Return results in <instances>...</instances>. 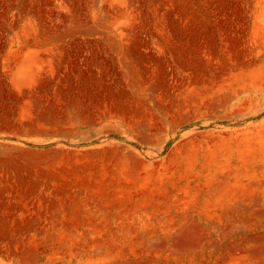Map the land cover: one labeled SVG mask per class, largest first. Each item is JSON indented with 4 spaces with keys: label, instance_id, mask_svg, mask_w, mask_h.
<instances>
[{
    "label": "rangeland",
    "instance_id": "1",
    "mask_svg": "<svg viewBox=\"0 0 264 264\" xmlns=\"http://www.w3.org/2000/svg\"><path fill=\"white\" fill-rule=\"evenodd\" d=\"M0 264H264V0H0Z\"/></svg>",
    "mask_w": 264,
    "mask_h": 264
}]
</instances>
